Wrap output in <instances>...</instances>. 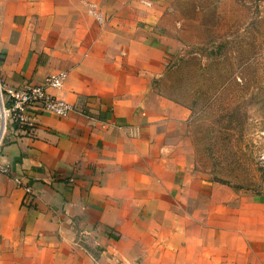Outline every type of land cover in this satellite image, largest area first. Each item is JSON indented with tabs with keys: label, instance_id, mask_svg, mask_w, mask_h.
Here are the masks:
<instances>
[{
	"label": "crops",
	"instance_id": "crops-1",
	"mask_svg": "<svg viewBox=\"0 0 264 264\" xmlns=\"http://www.w3.org/2000/svg\"><path fill=\"white\" fill-rule=\"evenodd\" d=\"M139 1L0 0L3 87L64 72L47 93L75 107L3 138L0 264H264V202L193 179L185 110L156 89L159 12Z\"/></svg>",
	"mask_w": 264,
	"mask_h": 264
},
{
	"label": "rangeland",
	"instance_id": "rangeland-1",
	"mask_svg": "<svg viewBox=\"0 0 264 264\" xmlns=\"http://www.w3.org/2000/svg\"><path fill=\"white\" fill-rule=\"evenodd\" d=\"M138 3L159 12L154 37L163 71L156 89L185 110L181 133L191 143L193 179L225 189L215 194L219 199L229 189L233 206H259L264 202V0ZM239 212L240 219L263 216L240 207Z\"/></svg>",
	"mask_w": 264,
	"mask_h": 264
},
{
	"label": "built area",
	"instance_id": "built-area-1",
	"mask_svg": "<svg viewBox=\"0 0 264 264\" xmlns=\"http://www.w3.org/2000/svg\"><path fill=\"white\" fill-rule=\"evenodd\" d=\"M1 61V59H0ZM66 77L59 72L48 78L43 85H21L15 89L4 88L0 82V148L6 133L24 130L33 124V119L49 114L65 118L75 112V107L47 93L49 89L58 88ZM10 168L0 163V175L7 176ZM14 185L21 189V205L32 208L34 200L32 189L21 176L12 178Z\"/></svg>",
	"mask_w": 264,
	"mask_h": 264
}]
</instances>
